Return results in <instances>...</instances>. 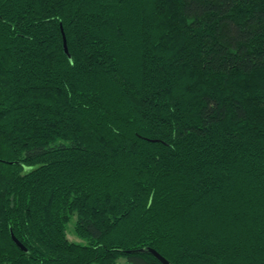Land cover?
<instances>
[{
  "label": "trees",
  "instance_id": "obj_1",
  "mask_svg": "<svg viewBox=\"0 0 264 264\" xmlns=\"http://www.w3.org/2000/svg\"><path fill=\"white\" fill-rule=\"evenodd\" d=\"M149 248L264 264V0H0V264Z\"/></svg>",
  "mask_w": 264,
  "mask_h": 264
},
{
  "label": "water",
  "instance_id": "obj_2",
  "mask_svg": "<svg viewBox=\"0 0 264 264\" xmlns=\"http://www.w3.org/2000/svg\"><path fill=\"white\" fill-rule=\"evenodd\" d=\"M65 46V50L66 52H68L67 49V43H64ZM13 239L16 241V243L21 246L23 249H25V247L23 246V244L13 235ZM149 251L152 252V254H154V256L156 258H158L163 264H172L166 257H164L161 253H159L157 250H155L154 248H149Z\"/></svg>",
  "mask_w": 264,
  "mask_h": 264
},
{
  "label": "rangeland",
  "instance_id": "obj_3",
  "mask_svg": "<svg viewBox=\"0 0 264 264\" xmlns=\"http://www.w3.org/2000/svg\"><path fill=\"white\" fill-rule=\"evenodd\" d=\"M74 225H75V218H73L70 221V224H69V232H70L71 238L76 239L77 237L75 235ZM119 261H120V264H127L125 258H123V257H120L119 258Z\"/></svg>",
  "mask_w": 264,
  "mask_h": 264
},
{
  "label": "bare ground",
  "instance_id": "obj_4",
  "mask_svg": "<svg viewBox=\"0 0 264 264\" xmlns=\"http://www.w3.org/2000/svg\"><path fill=\"white\" fill-rule=\"evenodd\" d=\"M21 247V246H20ZM156 250V249H155ZM160 253V252H159Z\"/></svg>",
  "mask_w": 264,
  "mask_h": 264
}]
</instances>
